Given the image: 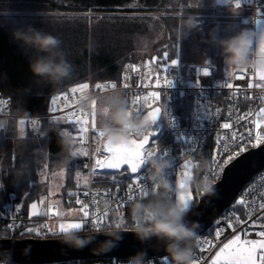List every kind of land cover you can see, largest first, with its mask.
I'll return each instance as SVG.
<instances>
[{
	"label": "built area",
	"instance_id": "1",
	"mask_svg": "<svg viewBox=\"0 0 264 264\" xmlns=\"http://www.w3.org/2000/svg\"><path fill=\"white\" fill-rule=\"evenodd\" d=\"M242 2L249 8L242 15V28L253 30L255 34L253 47L255 48L259 42H264V33L261 37L258 35V22L260 19L264 21V0H242ZM131 66H134L131 62H127L123 66L118 80H101L94 86L89 81L83 80L54 91L50 95L49 106L44 113H14L11 110V96L0 93V119L15 118L18 123L24 120V126L29 131L39 134L37 130H39L44 117L60 119L70 123L68 120L69 112L76 113V116L72 118L73 120L81 114H89L90 116L93 110L92 105L86 110L81 109L75 105L74 100L86 92L103 94L112 88L111 84H116L117 88L122 89L128 95L132 110L136 111L139 107L140 111L144 113L156 104L161 106L165 103L167 105L168 115L160 114L158 120L147 132L149 134L157 130L158 134L145 145L144 155L146 156L151 152L157 156L170 159L172 167L168 170L167 175L170 176V171L174 170L179 181L181 179V167L186 163V158L188 156L194 157L193 164H196V157L208 138H212L214 144L208 157L207 171L209 175L215 177L216 181L221 177L227 162L241 153L242 150L259 146L264 142H258L256 139L257 136L264 137V103L261 101V85L264 84V80H261L258 74L249 72L246 69L243 72L238 70L233 72V75L229 78L224 79L215 75L216 67L214 64L203 63L191 75L186 76L180 73L177 64L155 62L152 56L145 58L137 66V70H133ZM205 69L207 74L204 72ZM149 70L151 75L145 79V75ZM157 76L160 79L159 86L156 84ZM240 76L243 78L238 79ZM165 78L170 81V86L164 83ZM82 83H87L89 88L70 94L71 88ZM98 84L105 85V87L97 89L96 85ZM227 84H231L233 87L229 89L226 86ZM153 91L160 94L159 100L149 97V93ZM58 95H68L69 99L67 102L61 100L57 107L52 104V98ZM175 95L192 97L193 109L190 120H181L175 109ZM137 96L141 97L140 105H133L132 101ZM144 97L149 98L145 101ZM217 109L221 110L218 114H216ZM238 117H246V119L240 120ZM32 121H36V123L33 124ZM224 123H229L231 128L228 130L223 129L221 126ZM95 125V129L88 127L86 134L83 136L79 132L78 125L73 127L72 124L73 128L70 131L74 142L88 153L83 174L77 178L81 186L72 191L77 195H71L70 197V201L74 204H77V199L88 204L90 218L84 223L83 228L93 224L91 222L93 213H96L100 218L99 225H103L112 221V214L120 212L135 200L147 197L155 190V186L150 184L144 177L143 167L140 170L141 185L146 182L152 186L146 196L138 188L129 189V185L134 184V177L129 175L127 169L121 170L129 175L128 184L124 186L120 184L114 186L96 185L93 183L94 176L104 172L97 171L96 161L104 159L106 155L103 144H98L96 122ZM233 132L242 139L234 138L232 136ZM162 133L174 137L178 142L161 147L156 139ZM218 136L223 137L222 143H217ZM165 153L166 155H164ZM213 160L216 161L215 164L212 163ZM213 171L219 174L214 175ZM84 192H88L89 195L85 197ZM129 195L133 197L130 200L128 199ZM241 199L245 201V204L237 203ZM93 200L95 203H93ZM101 201H108V207L104 208L100 204ZM262 204H264V168L256 172L242 186L232 203L214 219L207 230L197 233L192 264H208L213 254L235 235H241L242 238L247 239H261L257 233L264 228V208L260 207ZM105 212H107V216L103 215ZM237 218H239L238 222ZM52 219L49 215L33 216L26 214L19 206V202L15 200L14 194L9 196L6 204L0 205V231H14L18 236H53L56 231L50 227ZM82 221H84V217H82ZM217 230H220L219 237L216 235ZM209 242L212 246H209ZM126 260L127 258L111 256L31 264H123ZM146 262L147 264H169L171 261L162 263L156 256H146ZM13 264L23 263L13 262Z\"/></svg>",
	"mask_w": 264,
	"mask_h": 264
},
{
	"label": "trees",
	"instance_id": "2",
	"mask_svg": "<svg viewBox=\"0 0 264 264\" xmlns=\"http://www.w3.org/2000/svg\"><path fill=\"white\" fill-rule=\"evenodd\" d=\"M209 3L210 0H203L201 8ZM163 7L167 9L166 12H171L172 9L177 8V4L174 0H0V93L11 96V110L14 113H44L48 109L51 93L62 87L83 80L89 81L92 86L101 80H118L127 62L137 67L143 61V59L135 60L131 36L148 31L149 24L155 28H161L167 39V46L156 45L158 49L152 56L154 61L170 63L176 58L178 49L175 34L176 16L162 14L153 17L145 13L160 10ZM248 9L246 7L244 12ZM9 11H16V13ZM88 11L105 14L91 24L85 20L86 16L84 20L81 15L78 16L81 18L73 21L70 20L73 15L67 14ZM36 12L37 14H33ZM42 12L58 14L43 15ZM131 12L138 13L131 15ZM2 18H8V20L4 21ZM25 25L50 32L62 41L61 48L66 54V59L72 64L73 72L71 77L61 85L54 87L51 83L39 80L30 71V57L36 55L35 50L25 48L12 36L14 28ZM239 26L243 27L241 21ZM212 61L214 63H210L215 65L217 77L224 79L230 77L226 76L227 67L221 54L214 55ZM176 64L181 74L191 75V70ZM174 104L182 121L192 118V97L175 95ZM52 121L55 122L56 130L41 135L40 132L48 129ZM72 128V124L63 120L44 117L39 126L38 135L26 128V135L20 137L17 136V120L7 119L5 127L0 129V185H2L0 205L6 204L9 196L14 194L17 202L23 201V212L29 214L28 205L48 193V180H39L40 173L36 170L37 166L43 163H47L54 170L64 168L65 178L61 194L67 206L74 205L70 201L69 193L81 186L76 180V174L79 170H83L86 156L77 155L65 162L58 143L59 133L63 130L70 132ZM17 139L21 143V152H17ZM157 140L161 147L178 142L167 134L159 135ZM213 144L212 138H208L196 160L204 157L208 161ZM76 146L74 142V150L80 151ZM194 172L195 168L192 174ZM169 178L174 188L168 194L169 198L178 202V177L174 173ZM128 181V174L117 171L96 174L93 183L124 186L128 184ZM151 194L152 192L141 200L150 198ZM193 196L194 201L190 210L194 208L199 197L194 191ZM129 206L112 214L111 219H119L120 216L127 222ZM4 232L14 237L24 236H18L14 231ZM156 258L166 263L161 259V255Z\"/></svg>",
	"mask_w": 264,
	"mask_h": 264
},
{
	"label": "clouds",
	"instance_id": "3",
	"mask_svg": "<svg viewBox=\"0 0 264 264\" xmlns=\"http://www.w3.org/2000/svg\"><path fill=\"white\" fill-rule=\"evenodd\" d=\"M182 9H198L203 6V0H174ZM232 12L237 8L233 7ZM184 13V12H183ZM198 20L195 12L185 15L177 14L175 20V34L178 42L186 38L190 30L197 28ZM150 31L155 39L160 33L149 24ZM15 40L21 42L25 48L34 49L36 55L30 57L29 69L39 80L51 83L54 87L68 80L73 72L72 64L66 59V54L61 48L62 41L58 36L25 25L12 30ZM254 32L242 28L235 34L218 38L215 29L209 34V41L219 45L223 62L227 67L226 76H231L238 70H248L264 76V48L258 43L254 48ZM154 42L148 36L139 39L138 48L141 52L150 50ZM170 86V85H169ZM261 101L264 103V84L261 85ZM96 105V118L98 128V144L126 145L134 138L139 139L151 129L154 121L142 112L132 110L127 94L117 87L111 88L103 94L86 92L74 100L75 105L81 109H88L93 103ZM161 114L167 116V105H161ZM7 124V118L0 119V129ZM55 122L52 121L48 129L40 132L41 135L48 131H55ZM39 131V130H37ZM58 143L64 154L65 162L74 157L75 150L73 139L67 130L59 133ZM195 158L188 156L187 164H193ZM195 172L186 177L184 192L193 190L198 196L219 197L215 187L216 179L208 174V161L201 157L196 161ZM172 167V162L166 157L148 154L143 163V175L146 180L155 186L150 198L135 200L129 206L127 222L124 218L113 219L103 225L91 224L87 228L56 231L53 236L62 244L77 250L88 247L97 242V236L103 235L108 239L99 241L93 249L98 253H107L118 247V242L123 239L122 233L132 232L136 238L143 242L155 238L164 246L171 264H192L198 222L186 219L188 209L169 198V193L174 190L173 182L167 175ZM104 208L108 201H101ZM14 235L0 231V240H14ZM31 246L24 251L30 254ZM146 252L137 251L127 258L123 264H147ZM0 264H13L10 250H0Z\"/></svg>",
	"mask_w": 264,
	"mask_h": 264
},
{
	"label": "rangeland",
	"instance_id": "4",
	"mask_svg": "<svg viewBox=\"0 0 264 264\" xmlns=\"http://www.w3.org/2000/svg\"><path fill=\"white\" fill-rule=\"evenodd\" d=\"M237 3L239 4V7H237ZM235 7L237 8V11L234 13L231 11V9ZM171 12H166V8H160V10H154L150 12H145L146 14L150 16H157L162 14H171V15H177L182 14L185 15L189 12H195L196 18L198 20V26L197 28H194L190 30L188 36L178 42L177 38V56L176 59L177 63L185 67L187 70H191V73L194 72L195 69H198L199 65L203 63H214L212 61V58L214 55L221 54V49L219 45L214 44L209 41V34L210 32L215 29L216 35L218 38H224L230 35L235 34L237 31L242 29V27L239 26V23L241 21L242 23V15L244 13V7L242 0H210L209 4H205L204 8H198V9H182L180 6L177 5V8L172 9ZM7 12V11H5ZM12 12V11H9ZM175 12V13H173ZM184 12V13H183ZM12 13H16V11H13ZM18 13V12H17ZM138 13V12H136ZM136 13L131 12V15H136ZM28 14V13H25ZM33 14H37L33 13ZM43 15H52V14H58V13H44ZM69 15H73L72 19L70 20H77V18H81L78 16H83L82 20H87L89 24L94 23L97 21L100 17H102L105 13L104 12H94V11H88V12H76V13H67ZM56 17V16H55ZM2 20L7 21L8 18H2ZM156 31L160 33V37L158 39H155L153 36V32L150 31V29L144 33H138L134 36H131L132 38V45H133V55L135 57V60L140 61L141 59H145L147 57H151L155 55V50L158 49L157 44H160L161 46H167V39L163 33V30L161 28H155ZM264 33V21L262 19L258 22V35L259 37L262 36ZM142 36H148L150 39H153L154 42L150 45V50L147 52H141L139 51L138 44L139 39ZM261 43V42H259ZM96 110V109H95ZM95 122L97 123V118L95 115ZM23 131L24 135H26L27 130L22 126L21 124H18L17 129V136L22 137L21 132ZM165 134V133H162ZM38 135V134H36ZM20 139V138H19ZM17 139V152L22 149L20 146V140ZM158 142V140L156 139ZM76 148L80 150L77 146ZM83 152V150H80ZM21 152V151H20ZM37 172L40 173V179L39 180H48V193L44 194L43 200H35L31 202L28 205V213H32V204L37 205L38 210H43L47 208V206H54L56 205L57 208L54 210V213L62 212L64 215L56 216L57 219L51 221V227L52 230H58V225L60 223H75V222H82L83 214L81 212V205L80 204H74V205H66L63 200L62 196V185L64 183L65 178V170L64 168L61 169H51L47 163H43L39 166H37ZM83 171L79 170L76 174V180L78 176L82 175ZM183 192L185 194H188L189 192L192 195V201L190 202L188 210L191 209L194 201L193 191L189 189V191L184 192L180 187H178L177 184V197L178 195ZM178 201V199H177ZM19 206L23 207V201L19 202ZM120 219V216L118 217ZM219 251V249L217 250ZM216 251V252H217ZM215 252V253H216ZM215 253L211 257L208 264H211L212 258L215 256ZM167 257V253L161 254V259L165 260L164 258ZM167 261H170V259L167 257ZM171 264V262L169 263Z\"/></svg>",
	"mask_w": 264,
	"mask_h": 264
},
{
	"label": "snow or ice",
	"instance_id": "5",
	"mask_svg": "<svg viewBox=\"0 0 264 264\" xmlns=\"http://www.w3.org/2000/svg\"><path fill=\"white\" fill-rule=\"evenodd\" d=\"M239 7V4L237 3L236 5ZM262 48H264V43L261 45ZM177 63L176 59L171 60L170 64L175 65ZM133 70H137L136 66H131ZM243 72V70H241ZM205 74H207V70H204ZM151 75V71L149 70L148 73L145 75V79H147ZM233 75V73H232ZM261 80H264V76H260ZM243 77L240 76L238 79H242ZM160 79L157 76L156 77V84L159 86ZM165 84H170V81L165 78L164 79ZM112 88L116 87V84H111L110 85ZM229 89H231L233 86L231 84L226 85ZM97 89H100L102 87H105V85H96ZM127 87V85H125ZM89 88V85L87 83H82L77 87H73L70 90V94L77 93L78 91L86 90ZM149 97L154 99V100H159L160 99V94L158 92H150ZM149 97H144L143 99L147 101ZM69 99L68 95H58L52 98V104L55 106H59V103L61 100L67 102ZM141 102V97L137 96L136 99L132 101L133 105H140ZM92 113L90 114H81L79 117H77L75 120L72 118L76 116V113L74 112H69L68 113V120L70 123L73 124V127L79 126V132L81 136L86 134L88 127H92L95 129V115H96V106L95 102L92 105ZM137 112H141L140 108L138 107L136 109ZM221 110L217 109L216 114H218ZM161 114L160 108H155L154 111L148 113V118L152 119L154 123L157 121L158 117ZM238 119L243 120L246 119V117H238ZM33 124L36 123V121H32ZM21 125L25 124L24 120L20 121ZM223 129L228 130L231 128V125L229 123H224L221 126ZM21 135L23 136L24 133L23 131L21 132ZM153 133H150V135L144 136L143 140L139 143L137 141L132 140L126 145H108L105 148V158L100 159L96 161L97 165V171H103L106 169H113V170H120L124 166H127V169L129 170V175L134 177V184L129 185V189L133 188H138L140 189V192L143 195H148L149 189L152 187L151 185H148L146 182L141 185V175H140V170L143 167V163L145 160V145L149 142L150 136H152ZM232 136L234 138H240L238 137L235 132L232 133ZM250 137V134H249ZM257 141H264V137L257 136L256 137ZM223 142V137L218 136L217 137V143H222ZM130 145V146H128ZM194 152V149L192 150ZM243 151V150H242ZM85 155L87 156L88 153L86 151L80 152V151H75L74 157L77 155ZM148 154H152L149 152ZM166 155V153L164 154ZM213 164L216 163L215 160L212 161ZM196 167L195 164H187L185 163L181 167V172L180 176L181 179L178 183V187L183 188L184 186V180L186 177L192 175L193 169ZM171 169V168H170ZM174 170H171L169 175H173ZM214 175H218L219 173L216 171H213ZM2 187V185H0ZM69 195H77V193H69ZM83 195L87 197L89 195L88 192H84ZM133 197L131 195L128 196V199H132ZM178 203L182 205L183 209H188L190 202L192 201V195L189 192L188 194H185L181 192L178 197ZM77 204H81V212L84 217V221L82 222H69V223H60L58 225V230L59 231H67L69 229H78V228H83L84 223L90 218V212L88 211V204L83 203L80 199L76 200ZM93 203L95 201L93 200ZM238 204H245V201L243 199L239 200L237 202ZM32 213L31 215L37 216V215H45L46 213L43 210H38L37 205L34 203L32 204ZM261 208H264V204L260 205ZM56 215H64L62 212H57ZM104 216H107V212L103 214ZM239 221V218H237V222ZM91 222L93 224L99 225L101 220L98 218L96 213L92 214L91 217ZM47 227V225H45ZM51 230V229H50ZM217 237L220 236V230H217L216 232ZM257 235L261 239H247V238H242L241 235H235L232 239L228 240L227 243L223 244L222 247L219 248V251L215 253V256L211 260V264H264V228L260 230ZM209 246H212L211 243L209 242ZM165 261H167V257L164 258Z\"/></svg>",
	"mask_w": 264,
	"mask_h": 264
},
{
	"label": "water",
	"instance_id": "6",
	"mask_svg": "<svg viewBox=\"0 0 264 264\" xmlns=\"http://www.w3.org/2000/svg\"><path fill=\"white\" fill-rule=\"evenodd\" d=\"M138 68V67H136ZM155 108H160L159 104L147 109L143 114L148 115ZM159 118V117H158ZM158 120V119H157ZM152 136L156 137L158 132L154 130ZM150 135V133H146ZM144 137L133 139L137 143L141 142ZM104 149L107 144H103ZM114 146V145H112ZM130 146V145H128ZM264 168V142L259 146H252L236 155L232 160L224 166L221 177L216 181L215 187L219 192V197H198V201L194 208L188 212L186 217L190 222H198L200 227L197 233L207 230L213 223L214 219L222 213V211L232 203L238 191L242 186L259 170ZM127 169L124 166L120 170L106 169L104 172H117ZM128 170V169H127ZM129 171V170H128ZM123 239L118 242V247L107 253H98L93 251L97 247L99 241L108 239L103 235L97 236V242L77 250L62 244L54 236L50 237H34L24 236L16 237L14 240H0V250H10L12 253V261L14 263H44L52 261H64L71 259H87L97 257H121L128 258L137 251L143 250L146 256H158L166 253L162 243L153 238L148 242L139 241L134 233H122ZM31 246L30 254L25 255L24 251Z\"/></svg>",
	"mask_w": 264,
	"mask_h": 264
},
{
	"label": "crops",
	"instance_id": "7",
	"mask_svg": "<svg viewBox=\"0 0 264 264\" xmlns=\"http://www.w3.org/2000/svg\"><path fill=\"white\" fill-rule=\"evenodd\" d=\"M243 7H244V9L246 8V5L243 3ZM18 124H20V123H18ZM22 126H24V125H22ZM24 128L26 129V127L24 126ZM70 133V132H69ZM78 146V145H77ZM78 148L81 150L82 148H80L79 146H78ZM83 150V149H82ZM84 151V150H83ZM83 171V170H82ZM178 183H179V180H178ZM44 196V195H43ZM43 196H41L39 199L40 200H43ZM38 200V199H37ZM55 206V208H53ZM54 206H51V208H50V206H47V208L45 209V215H49V216H51L53 219L52 220H55V219H57V217L56 216H58V215H56L55 213H54V210H56V208H57V206L56 205H54ZM31 214V213H30ZM51 222H50V227H51ZM51 229H52V227H51ZM56 231V230H55Z\"/></svg>",
	"mask_w": 264,
	"mask_h": 264
}]
</instances>
